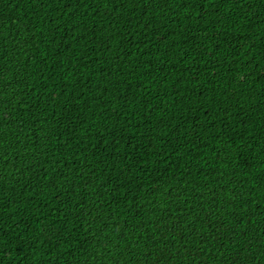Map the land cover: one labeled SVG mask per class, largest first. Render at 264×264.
I'll return each instance as SVG.
<instances>
[{"label": "trees", "instance_id": "trees-1", "mask_svg": "<svg viewBox=\"0 0 264 264\" xmlns=\"http://www.w3.org/2000/svg\"><path fill=\"white\" fill-rule=\"evenodd\" d=\"M0 264H264V0H0Z\"/></svg>", "mask_w": 264, "mask_h": 264}]
</instances>
